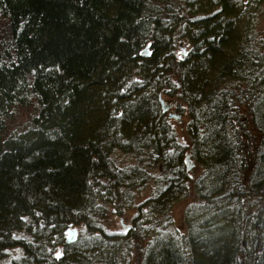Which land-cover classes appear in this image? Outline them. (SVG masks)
Returning a JSON list of instances; mask_svg holds the SVG:
<instances>
[{
	"label": "trees",
	"instance_id": "obj_1",
	"mask_svg": "<svg viewBox=\"0 0 264 264\" xmlns=\"http://www.w3.org/2000/svg\"><path fill=\"white\" fill-rule=\"evenodd\" d=\"M0 264H264V0H0Z\"/></svg>",
	"mask_w": 264,
	"mask_h": 264
},
{
	"label": "rangeland",
	"instance_id": "obj_2",
	"mask_svg": "<svg viewBox=\"0 0 264 264\" xmlns=\"http://www.w3.org/2000/svg\"><path fill=\"white\" fill-rule=\"evenodd\" d=\"M176 128L178 130L179 136L183 137V130L180 125H176ZM157 172L154 171L152 172V175H156ZM150 178V181L148 183H144L145 186H143V190L139 193L136 199V203L140 204L147 198L151 197L154 194V186H155V181L154 178ZM195 200L191 197H184L182 199H178L175 202L172 203L171 208H170V213L172 215V218L174 219V224L177 229H179L181 232L186 233L187 232V225L185 223L184 219V213L188 205L192 203V201ZM113 215L111 218V222L108 226L110 232H116V233H125L128 228L127 226H132V221L134 216L137 213V210H131L125 212L123 215H118L115 214L114 210H112ZM77 236V235H76ZM20 253V250L18 248L14 249L11 251V254L8 255V258L11 259L12 257L18 256ZM137 258V257H136ZM133 262H135V258L133 259Z\"/></svg>",
	"mask_w": 264,
	"mask_h": 264
},
{
	"label": "water",
	"instance_id": "obj_3",
	"mask_svg": "<svg viewBox=\"0 0 264 264\" xmlns=\"http://www.w3.org/2000/svg\"><path fill=\"white\" fill-rule=\"evenodd\" d=\"M184 48V47H183ZM185 49V48H184ZM141 54H142V56H144V57H148V56H150V54H151V52H150V45H147L146 47H145V49H143L142 50V52H141ZM162 103H163V109L165 110V111H167L169 108H170V104H168L165 100H162ZM171 116H174L175 118H177V119H180V116L179 115H176V114H171ZM77 228H73V229H71V230H68V236H67V242H73V241H75L76 240V238H77Z\"/></svg>",
	"mask_w": 264,
	"mask_h": 264
}]
</instances>
